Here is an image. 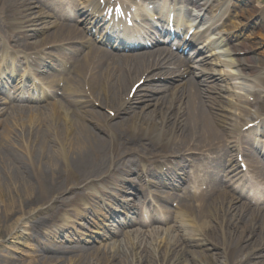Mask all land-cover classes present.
Returning a JSON list of instances; mask_svg holds the SVG:
<instances>
[{
  "label": "bare ground",
  "instance_id": "bare-ground-1",
  "mask_svg": "<svg viewBox=\"0 0 264 264\" xmlns=\"http://www.w3.org/2000/svg\"><path fill=\"white\" fill-rule=\"evenodd\" d=\"M194 3L201 12L210 15L208 30L221 35L214 43L221 49L212 52L218 60L215 62L232 65L234 59L231 62L221 59L225 52L222 43L224 38L235 39L237 65L242 71L250 69L246 58L238 55L239 51L249 52L250 49L248 43L240 40L242 33L217 31L230 3L215 6L205 0H194ZM70 5L72 9L77 8V0H70ZM99 7L96 0H82L79 9L69 16L75 24L59 26L52 36L31 42L32 46L39 49L53 41L79 36L81 19L76 16L87 14L94 18ZM28 8L27 0H0V18L7 13L15 16ZM217 11L219 14L215 16ZM239 26L236 24L235 28ZM29 36L25 34V38ZM26 43L30 42L26 40ZM157 64L152 53H118L107 47L92 48L71 64L72 71L65 72L66 90L59 102H50L41 108L19 106L4 119L0 131V264H22L3 248L23 235L39 243L33 264H45L46 260L48 264L56 261V264H181L182 261L248 264L264 258V210H248L245 203L235 205L230 190L216 187L211 188L210 199L203 192L198 194L204 204L182 203L183 215L176 216L174 231L154 227L148 231L150 233L143 234V230L128 229L119 244L99 242L100 246L77 247L68 258L60 256L68 249L58 244L56 237L64 235L71 225L64 211L76 204L84 193L85 184L94 182L91 184L93 200H99L104 194L114 196L99 185L116 178L121 167L113 169L114 164L129 151L143 149L138 157L146 159L162 152L212 153L219 151L224 143L230 149L239 143L235 133L239 130L237 123L241 126L247 123L245 119L244 123L239 121L247 102L240 95H235V100L227 99L226 105L222 99L216 101L218 97L231 95L228 80L232 74L205 68L194 73L200 78L198 82L190 81L160 99L145 89L150 83L146 81L159 74ZM50 65H37L35 72L47 71ZM144 77V83L130 98L133 85ZM239 77L251 78L255 89L259 90L255 74L244 72ZM50 84L54 85V81ZM144 90L146 94H142ZM93 100L101 109L115 111L116 116L111 118L108 112L97 109ZM159 103L162 106L156 109ZM255 114L261 116L260 109ZM196 168L208 170L201 165ZM228 171L233 173V166ZM231 181L229 185L235 190L238 182ZM135 189L133 186L130 190ZM115 191L116 196L129 192L121 186H115ZM146 200L147 197L144 202ZM51 209L52 212L45 213ZM87 209L95 216L94 204L90 203ZM82 216L89 217L86 211ZM95 223L91 232L80 234L83 236L77 238L79 244L82 238V242L87 243L107 236V231H97L99 220ZM188 247H201L207 252Z\"/></svg>",
  "mask_w": 264,
  "mask_h": 264
},
{
  "label": "rangeland",
  "instance_id": "rangeland-1",
  "mask_svg": "<svg viewBox=\"0 0 264 264\" xmlns=\"http://www.w3.org/2000/svg\"><path fill=\"white\" fill-rule=\"evenodd\" d=\"M254 3H256V0H254ZM251 9H253V7ZM245 13L247 14L246 11H245ZM257 34H263V31L258 30ZM263 51L264 50L258 51V53L260 54ZM255 56H256V58H258V57L261 59L264 58V54H262V53L259 56L258 55H255ZM46 213H48V211ZM28 244L35 245V243L30 239V237H28L27 235H23L19 238L11 240L7 244L8 247L6 246L3 249H4L5 253H9V254H12L13 256L17 257L22 264H24L25 262H26L25 264H33L36 260V257L34 256L35 248L32 247V245H28ZM197 250H201V252H207V251H205L204 248L197 249ZM213 251L214 250H212V252ZM92 259H95V258H92ZM263 262H264V258L258 262H253V261L250 262L249 261L248 264H262ZM48 263H50V262L48 260H46L45 264H48ZM56 263H57V261L54 262L53 264H56ZM181 264H187V261H182Z\"/></svg>",
  "mask_w": 264,
  "mask_h": 264
}]
</instances>
